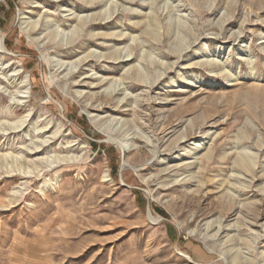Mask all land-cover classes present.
<instances>
[{
  "label": "rangeland",
  "instance_id": "1",
  "mask_svg": "<svg viewBox=\"0 0 264 264\" xmlns=\"http://www.w3.org/2000/svg\"><path fill=\"white\" fill-rule=\"evenodd\" d=\"M88 1L0 0V264H262L264 0Z\"/></svg>",
  "mask_w": 264,
  "mask_h": 264
},
{
  "label": "bare ground",
  "instance_id": "2",
  "mask_svg": "<svg viewBox=\"0 0 264 264\" xmlns=\"http://www.w3.org/2000/svg\"><path fill=\"white\" fill-rule=\"evenodd\" d=\"M61 2H63V0H61ZM93 0L92 1H88L87 2V4L88 5H93ZM101 15V14H100ZM91 25H90V29H92L91 30V34L93 35L92 37H98L99 35H97L96 34V32L93 30L94 28H93V26L98 22V20H99V16L96 18V16L95 15H92L91 17ZM25 19V18H24ZM27 19V18H26ZM109 18L107 17L106 19H105V21L106 20H108ZM87 21H88V19H86ZM80 24L82 25V26H85L84 24H82V19H80ZM32 25V27L34 28V30H36V28H37V23L35 24V23H32L31 24ZM96 27V26H95ZM50 27L48 26V27H46V32H48L47 33V36H46V38H48V39H50V41H54V39H55V34H53L50 30ZM77 29L76 30H74L73 32H72V35H71V37L70 38H68V44H72L73 42H71L72 40H73V38L75 37V35H76V33H77ZM114 33L112 32V33H103L101 36L103 37V38H113L114 37ZM121 37H123V35H121ZM75 39V38H74ZM35 41H36V39H35ZM39 40H37V42H38ZM4 48V47H3ZM1 54H3V53H1ZM93 56L91 55V54H89V55H87L86 57H85V59H83L82 61H81V64L83 65V66H87V64L90 62V59L92 58ZM101 57H103V58H105V60H110V61H114L115 63H119V64H126V63H128V62H131L130 61V57H131V55L129 54V55H124L123 56V54H122V51H120V52H118V51H115V52H113V53H110V54H108V55H103V56H101ZM195 62H193V63H191V64H189L187 67L188 68H193L194 66H195ZM198 64V63H197ZM132 68V67H131ZM130 68V70H132V69H134V68H132L131 69ZM170 69H172V67H170ZM18 74V73H17ZM23 83V89L25 90L26 89V85H25V83H26V79H25V81H23L22 82ZM23 93V92H22ZM24 123H25V121H22V122H20V124H18V126L16 127V128H14L15 130H20L23 126H24ZM205 139L206 138H202L200 141H197L194 145H193V147L192 148H190L189 150H185V151H188L187 152V155H189V156H192L193 158V160H198L199 159V155L206 149V144L204 143V141H205ZM178 141V140H177ZM181 142V141H180ZM37 154V153H36ZM207 156V155H206ZM191 158V157H190ZM207 158H209L208 156H207ZM210 159V158H209ZM195 163V162H194ZM194 163H192V164H194ZM188 165V164H187ZM190 165V164H189ZM256 163H255V160H254V158H252V156H241L240 157V159H238L237 161H236V167H237V171H239L240 173H242V174H244L246 177H249L251 180L249 181V183H250V186L255 182V181H257V175H256ZM109 177V176H108ZM105 178H107V176L105 177ZM248 178V179H249ZM261 179L262 180H264V174H263V176H261ZM185 180V179H184ZM209 228H212V226H209L208 225V229ZM216 228H218V231H217V233H216V235H214V238H216L217 237V235L219 234V232H221V231H223L224 230V228H223V226L221 225V223L219 224V226L218 227H215V229ZM240 241V240H239ZM242 241V240H241ZM238 247H239V244H237V243H232L231 244V246L230 247H227V250L225 251V253L227 254V255H231V257H230V259H231V261L233 262V263H237L238 262V256H239V249H238ZM234 252V253H233ZM261 259H260V261H261V263L262 264H264V254L263 255H261ZM257 262H256V257L254 256V254L253 253H251V255H249V257L248 258H245L244 259V263H242V264H256ZM238 264V263H237Z\"/></svg>",
  "mask_w": 264,
  "mask_h": 264
}]
</instances>
